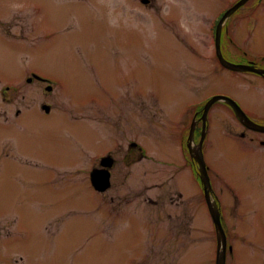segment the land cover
<instances>
[{
    "label": "rangeland",
    "instance_id": "374dc122",
    "mask_svg": "<svg viewBox=\"0 0 264 264\" xmlns=\"http://www.w3.org/2000/svg\"><path fill=\"white\" fill-rule=\"evenodd\" d=\"M152 1L146 10L140 0H0V264L216 263L214 222L183 146L198 105L215 96L264 126V79L220 64L208 32L219 9L185 20L195 55L157 18L214 0ZM248 9L227 20L222 50L230 63L264 65V10L258 22ZM209 110L203 153L226 264H263L264 134L243 129L223 101ZM130 140L159 159L155 177ZM108 153L112 187L96 192L90 174Z\"/></svg>",
    "mask_w": 264,
    "mask_h": 264
},
{
    "label": "flooded vegetation",
    "instance_id": "af4514ba",
    "mask_svg": "<svg viewBox=\"0 0 264 264\" xmlns=\"http://www.w3.org/2000/svg\"><path fill=\"white\" fill-rule=\"evenodd\" d=\"M140 1L143 4L146 5L145 6V9L146 10H148V8H151L150 6L153 3L152 0H146L145 3L143 2V0H140ZM238 1H240V0H234L232 3H229L227 0H214V1H203L202 3H193V4L192 3H190V4L183 3L181 5L180 4H176L174 6V7H176L175 10L172 9V6H171L166 16L163 13H157V18L160 21V23H161L162 26L164 24V25L168 26L170 29H172L173 31H175L176 32V35L175 36L176 37L179 36V39L181 40V42L186 43L187 46H188L189 51L190 52H193V54L195 55V54H199L202 50H200L199 48H195L194 47L195 44L192 42V40H190L191 30L192 29L190 30L189 25L186 23L185 20H187L189 17H193L194 18L196 16L206 15L205 12L210 13L211 12V7H215L217 9H219L221 11V13H220L217 21H213V18L212 19L210 18V23H209V26H208V32L213 33L214 26L216 27V25H217L218 21L221 19L222 15L230 7H232L234 4H236ZM189 5H191V6H189ZM197 5H200L201 6L200 9H198V10L196 8ZM248 5H249L248 14L249 15H252V17H250L248 20L252 19V21H258L259 18H260L259 17L260 11L261 10H264V0H248V2L244 6L247 7ZM222 10H224V11H222ZM202 12H204V13H202ZM256 14H257V18H253ZM194 26H195V24H194ZM178 28H180L179 33H177V29ZM196 28H198V27H196ZM181 29L185 30L187 33L181 31ZM222 35H223V33H222ZM214 41H215V36H214ZM214 44L216 45L215 42H214ZM221 45L223 46V40H222ZM223 54H225L224 51H223ZM249 64H253V65H255V67H257L259 69H264V65H258L255 62H250ZM225 70H227V69H225ZM260 77L264 79V76L263 75H260ZM38 81L41 84H43V85L45 84L46 85L45 86V89H46V87L49 86V83L46 82V81H43V80H38ZM43 103H44V101H43ZM43 103L40 106L41 108H43V111H44V106L45 105L51 106L49 103H45V104H43ZM51 110H52V107H51ZM44 113H45V111H44ZM21 114L22 113H20V110H17L16 111V118H18ZM45 114L50 115L52 113L50 111L49 113H45ZM203 117H204L203 111L201 113L200 110H197L196 111V119H194L193 121H195L196 125H197V122H196L197 120L201 121L202 124H203V134H206L207 124H208V121H207L208 114H207V116L205 118H203ZM143 120H144L143 121L144 123H145V121H147V122L149 121V119H146L144 117H143ZM238 122L241 124V126L243 127V129H245L246 131H252L254 133L264 134L263 132L256 131V130H252V129L246 127L240 121H238ZM93 130L98 131L99 130V124L93 125ZM241 136L242 137H245V133L243 135H241ZM200 141L201 140H199V143H200ZM128 143L129 144H128L127 147L130 148L129 153H132L133 152V148H135V149H137L140 152V158L146 159V161L151 162V163H153L155 165V167H154L155 171L153 173H151V176H154L155 177V174L158 172L157 169H156V165L158 163H160V161H157L159 159L155 155H149L148 154L147 147H149V146L146 143H144V142L142 143L143 144L142 145V144H139V142H137V141H131V140L128 141ZM151 143L153 144V142H151ZM186 143L188 144L187 140H186ZM157 146H158V143L155 142L153 144V148H157ZM99 155H100V157H99ZM129 155H131V154H129ZM106 157H112L113 158V160H114V164L112 166V168H113L115 166L116 161H115V158L112 155H110V153L104 154V155L98 154V156L96 158V164H100L101 165L102 164V160L104 158H106ZM169 164L170 163H167L165 165H169ZM112 168H110L111 187H112V177H113V174H112V171H111ZM145 174H147V172H145ZM155 182H156V178H155ZM160 186L161 185H158V183L156 182L155 187L156 188L157 187L160 188ZM174 192H176V191H174ZM176 196L178 197V199H182V201L184 200L183 199V193H181L180 191L176 193ZM214 199L217 202V205H218V208H219V211H220V222H221V226H222V229L224 231V234L226 235V231H225V228H224V222H223V218H222V213H221L220 203H219L218 199H216V196H214ZM158 200H161V198L159 197ZM151 202H153V201H151ZM171 202L175 203V200L172 198L171 199ZM226 239H227V235H226ZM228 249H229L228 242L226 240L225 264H226L227 251H228ZM230 250H231V248H230ZM159 252H160V255L162 256V258H161L162 261H168V259H169L168 256H169L170 252H166L163 249H161ZM170 264H177L176 259L172 258Z\"/></svg>",
    "mask_w": 264,
    "mask_h": 264
},
{
    "label": "water",
    "instance_id": "95a60500",
    "mask_svg": "<svg viewBox=\"0 0 264 264\" xmlns=\"http://www.w3.org/2000/svg\"><path fill=\"white\" fill-rule=\"evenodd\" d=\"M247 0H242L240 1L235 7H233L230 11H228L224 17L221 19L218 28H217V33L221 31L222 25L224 21L231 15L233 14L238 8L243 6V4ZM217 56L219 58V61L223 67L226 69H229L231 71L235 72H254L258 73L260 75H264V70L257 69L254 66H243V65H235L230 62H228L222 55L221 49H220V37H217ZM48 91H51V87L47 88ZM223 101L226 104H228L234 111L236 117L238 120L244 124L246 127L251 128L252 130H257L260 132H264V126L258 125L252 120L249 119V117L243 112V110L240 108V106L232 99L224 96H215L212 98L205 106V111H204V117L205 118L209 112V109L212 107L213 103L215 101ZM44 109L46 112H50V107L49 106H44ZM195 126L196 123L194 122L191 127V132H190V139L193 140V135L195 131ZM202 141L200 142L199 145L195 146L194 148L191 149V155L192 158L198 163L199 165V172H200V178L201 181L204 185V191H205V196L206 200L208 203L209 211L211 213L212 219L214 221L216 231H217V240H218V250H217V259H216V264H225V253H226V237L224 234V231L221 226L220 222V213L218 210V207L216 203L212 200V187H211V182L209 178V174L206 168V164L204 161L203 153H202ZM103 166L104 167H112L113 160L110 158H107L103 161ZM91 182L94 188L99 191V192H104L110 187V173L106 169H98L94 170L91 174Z\"/></svg>",
    "mask_w": 264,
    "mask_h": 264
},
{
    "label": "trees",
    "instance_id": "16d2710c",
    "mask_svg": "<svg viewBox=\"0 0 264 264\" xmlns=\"http://www.w3.org/2000/svg\"><path fill=\"white\" fill-rule=\"evenodd\" d=\"M197 172V171H196Z\"/></svg>",
    "mask_w": 264,
    "mask_h": 264
}]
</instances>
